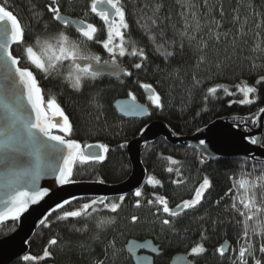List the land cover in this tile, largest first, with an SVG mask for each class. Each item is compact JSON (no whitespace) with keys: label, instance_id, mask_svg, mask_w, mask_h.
Returning <instances> with one entry per match:
<instances>
[{"label":"trees","instance_id":"trees-1","mask_svg":"<svg viewBox=\"0 0 264 264\" xmlns=\"http://www.w3.org/2000/svg\"><path fill=\"white\" fill-rule=\"evenodd\" d=\"M68 1L60 0V9L68 14L77 11L81 13L86 7L82 0L72 4ZM159 2L163 3L159 14L163 22L153 29V34L159 41V33L163 30L164 39H175L170 49L172 56L165 58L161 55L137 23L142 15H152V0H122L129 24L126 36L143 48L146 56L144 60L130 55L117 57L120 66L131 75L124 74L119 79L98 76L95 80L86 81L80 91L71 89L60 77L45 79L43 74L39 76L45 98L54 96L73 125L69 138L77 140L82 147L103 143L109 148L103 161L77 163L73 174L75 182L103 181L104 184H119L125 181L130 174V164L121 145L135 139L149 123L162 122L180 136H191L217 119L231 117L244 118L248 127L253 128L259 110L264 108V83L255 84L259 76L264 75V67H260L264 65V28H255L256 17L250 15L251 9L247 7L252 5L255 12L264 13V0H244L245 6L241 7L240 14L241 20L249 15L248 24L244 28L247 35L237 39L235 48L231 46V36L228 39L222 38L219 44L209 41L206 61L199 65L200 53L190 48L186 41L181 48L180 38L174 35L171 27L172 24L181 26L177 15L179 6L175 0ZM215 2L224 5L222 30L232 29V35H235L239 24L233 25L231 21L232 9L237 7V0ZM145 4L149 7H144ZM0 6L18 15L27 27L28 37L41 33L45 25L49 31L55 29L44 9L45 3L41 0H0ZM33 9L40 13L38 17L33 15ZM169 13L172 19L165 20ZM215 15L220 19L218 12ZM145 22L141 20V23ZM257 31L261 33L260 36L256 35ZM257 43L261 44V48L253 51ZM89 47H92L90 52L100 55L102 60L111 59L107 52L101 53L96 43L89 44ZM218 62L221 64L219 69L215 66ZM135 63H142V67L136 69L133 66ZM253 64L257 67L253 68ZM245 83L257 88V92L250 94L254 101L251 104L238 102L243 99V95L237 91L236 85ZM143 84H150L151 90L160 96V107L154 106L146 96V89L141 87ZM217 85L227 87L233 94H226L222 87L217 88L215 94H209L208 88ZM123 98H131L146 105L149 108L148 119L135 121L120 118L113 105L116 100ZM169 157L177 163L172 164ZM142 163L147 178L153 176L160 181L159 185L152 186L145 182L141 188L143 195L139 198L132 194L122 202L119 199L108 200L120 203L116 213L96 206L100 211L92 213L90 219L68 218L58 221L57 216L62 211L73 210L84 204L81 200L72 202L64 209L50 214L46 226L41 225L29 242L27 255L42 257L46 248L50 255L36 261L21 259L12 264H98L99 261L104 264H132L126 250L127 243L132 240H151L160 247L161 256L154 264H169L176 254L189 255L190 248L197 243H202L206 252L198 257L189 255L192 264H233L238 254L237 238L241 232L236 221L241 218L231 208L235 191L225 195L234 183L230 177L239 179L243 172L252 173L249 178L257 177L264 165L237 160L199 161L196 151L171 147L162 139L145 148ZM169 168H173V171L169 172ZM204 176L209 178L210 187L199 205L182 211L174 218L159 213L161 220L169 218L172 221L171 226L163 225L156 219V208L148 205V199H155L156 195L164 196L169 207L175 208L182 200L192 197L194 188ZM174 180H182L183 183L174 184ZM253 193L258 203H264V183ZM137 199L141 201L140 207L136 206ZM133 215L139 217L138 223L131 222ZM102 217L112 218L114 223L103 229L98 228L96 221ZM16 227V222L12 221L1 225L0 239L14 233ZM202 232L206 237L203 240ZM52 239L57 243L49 244ZM110 242H114L117 249H122L118 257L112 256ZM224 242L230 243V250L226 256H221L216 249ZM259 242L260 238L256 237L255 255L264 264V255L258 251ZM248 259L249 264H254L251 257Z\"/></svg>","mask_w":264,"mask_h":264},{"label":"snow or ice","instance_id":"snow-or-ice-1","mask_svg":"<svg viewBox=\"0 0 264 264\" xmlns=\"http://www.w3.org/2000/svg\"><path fill=\"white\" fill-rule=\"evenodd\" d=\"M175 3L179 6L177 15L181 26L177 27L176 24H172L171 27L174 35L180 38L181 48L186 41L190 48H195L200 53L198 65L206 61L205 53L209 41L219 44L222 38L228 39L231 36V46L235 48L237 39L247 35L244 28L248 24L249 15H245L241 20L240 14L241 7L245 6L244 0H237V7L232 9L231 23L239 24L235 35H232V29L222 30L225 17L222 2L217 4L215 0H175ZM46 7L48 13L51 14V19L58 22L61 27L49 31L48 26L45 25L41 33L35 34L29 39L21 20L12 11L0 6V166L3 167L0 176L4 180L3 187L7 189L5 198L0 199V205H2L0 207V225L9 220L13 223L19 221L22 214L28 211L29 205L38 203L48 195L49 189L42 188L38 184L43 174L54 173L58 185L74 183V166L77 163L103 161L104 154L109 151L108 146L103 143L87 144L82 148L77 140L69 138L73 132V125L69 117L65 115L54 96L49 95L45 98L33 69L43 74L45 79L60 77L71 89L80 91L86 81L95 80L105 70H108L112 75L124 71L117 62V57L130 55L139 57L141 60L146 59L143 48L138 47L135 41L126 36L129 24L126 21V8L122 0H92L90 4L91 11L100 17L106 28V38L102 41L96 38L97 27L84 20L76 22L75 30L78 36L71 37L66 29L74 22L61 14L57 0H50ZM144 7H149V5L145 4ZM247 7L251 9L250 15L256 17L255 28H264V13L255 12L252 5H247ZM162 8L163 3L159 0H152V15H142L137 23L156 46L157 51L167 58L173 55L170 49L175 44V39L171 41L164 39L163 30L159 33L161 37L159 41L153 34V29L163 22L159 15ZM216 12L219 13L220 19H217ZM33 15L38 17L40 13L33 9ZM164 19L171 20V13ZM141 20L146 22L141 23ZM256 35L260 36L261 33L257 31ZM89 42L102 44L111 59L102 60L100 55L90 52ZM13 44L20 48L19 55L14 54L11 50ZM260 48L261 44L257 43L253 51ZM133 66L140 69L142 63H135ZM215 66L219 69L221 64L218 62ZM252 67L256 68L257 65L253 64ZM260 67H264V65ZM124 74L131 75L127 71H124ZM261 83H264V75H260L255 81L257 85ZM141 87L151 90L152 86L143 84ZM220 87L226 94H233L222 85L210 87L207 91L209 94H215L217 88ZM236 89L243 95V99L238 101L240 104L254 102L250 98V94L257 92L255 86H249L246 83L238 84ZM129 95L131 96V93ZM133 99L135 98L133 97ZM149 99L154 106H161V98L154 91ZM259 111L264 113V108ZM56 117L59 119H54ZM54 129L63 135L54 134ZM246 139L248 138L246 137ZM250 142L258 143L255 137L250 138ZM200 143L204 144V141L201 140ZM168 159L172 164L177 163L171 157ZM168 171L172 172L173 168H169ZM251 176L252 173L243 172L239 179L230 177L234 183L225 194L229 195L235 191L236 194L232 195L231 208L241 218L236 221L241 232L237 238L238 254L233 260V264H249V257L254 264H262L261 259L255 255L257 251L254 247L256 237L260 238L258 251L264 255V203H258L254 196L247 194L249 187L255 188L264 183V169L255 180L249 179ZM100 182L103 183V181ZM146 182L152 186L160 184V181L153 176H148ZM173 183L180 184L183 181L174 180ZM209 187V178L204 176L198 186L194 188L192 197L182 200L175 205V208L169 207L168 200L160 195H156L155 199H148L147 203L156 208L154 215L157 220H160L163 225L171 226L172 221L169 218L161 220L159 213L162 212L167 217L174 218L184 210L195 208L201 203L205 191ZM240 190H245L246 194L240 195ZM134 195L139 198L143 193L140 188H137ZM124 199L123 195L119 197L121 202ZM70 204L71 201L65 199L62 203H57L52 212L55 213ZM96 205H103L104 209H108L112 213H116L121 206L117 202H107L106 197H97L88 203L79 205L76 209L62 211L57 216V220L90 219L92 213L100 211ZM140 205L141 201L137 199L136 206L140 207ZM47 221L48 218L45 217L40 221V224L46 226ZM131 222L138 223L139 217L133 215ZM113 223L112 218L102 217L96 221L97 227L101 229ZM205 238L202 232L201 240ZM56 243L55 239L49 241V244L52 245ZM109 247L112 248L113 257L120 255L122 249H117L114 242H110ZM205 252L204 245L197 243L190 248L189 255L198 257ZM216 252L221 256L225 255L222 245L216 249ZM130 254H132L131 250ZM49 255L46 248L42 257L24 255L22 259L36 261ZM137 259L143 264V258L137 257ZM98 264H104V262L99 261Z\"/></svg>","mask_w":264,"mask_h":264},{"label":"water","instance_id":"water-1","mask_svg":"<svg viewBox=\"0 0 264 264\" xmlns=\"http://www.w3.org/2000/svg\"><path fill=\"white\" fill-rule=\"evenodd\" d=\"M63 16L72 20L74 23L70 24V26L76 29V22L79 20ZM121 69L124 70L123 67ZM124 71L112 75L108 70H105L99 76L119 79L124 76ZM145 94L149 97L152 94V90H145ZM113 107L116 114L124 120L146 121L149 116V108L131 98L118 99L114 102ZM55 119L58 120L59 117ZM263 126L264 113L261 112L255 119L253 128L248 127L244 118H222L215 120L191 136L176 135L168 126L162 122L155 121L147 124L135 139L123 145L130 164V174L125 181L119 184L74 182L58 185L56 184L54 173L47 172L43 174L38 184L42 188H48L49 193L38 203L29 205L28 211L22 214L19 221H16L17 227L14 233L0 239V264H12L29 253V242L40 228V221L53 213L52 209L55 208L57 203H62L65 199L70 200L72 203L79 200H92L97 197H106L108 201L119 199L121 195L124 197L130 196L134 194L137 188L141 189L147 179V172L142 163V153L147 146L152 145L154 142L162 139L171 147L194 150L199 155V161L201 159L210 162L237 160L264 165ZM252 137L257 139V144L250 142ZM201 140L204 141V144L200 143ZM2 172L3 167L0 166V173ZM3 183L4 180L0 176V199L5 198V192L7 191L3 187ZM222 246L225 250V255L223 256H226L230 250V243L224 242ZM159 249L160 247L156 246L151 240L142 242L132 240L126 246L132 264H141L137 257L143 258V264H153V259L157 256ZM130 250L132 254H130ZM169 264H191V261L186 254H176L171 258Z\"/></svg>","mask_w":264,"mask_h":264},{"label":"flooded vegetation","instance_id":"flooded-vegetation-1","mask_svg":"<svg viewBox=\"0 0 264 264\" xmlns=\"http://www.w3.org/2000/svg\"><path fill=\"white\" fill-rule=\"evenodd\" d=\"M41 1H43L44 3H45V6H44V9L46 10V12L48 13V11H47V5L50 3V0H41ZM79 1H81V0H69L68 1V3H78ZM83 1V3L86 5V7H85V9L84 10H82V12L81 13H79L78 11L76 12V13H74V14H68V12H64V11H62L61 10V14L62 15H65V16H69V17H71L72 19H77V20H84L86 23H92L93 25H95L96 27H97V29H98V32H97V34H96V38L98 39V40H104L105 38H106V28H105V26H104V23H103V21L100 19V17L99 16H97L95 13H93L92 11H91V9H90V4H91V2H92V0H82ZM57 2H58V4H59V6L61 5L60 4V0H57ZM14 15H16V14H14ZM48 15L50 16V20H51V22L53 23V25H55L53 28H55L54 30H56V29H58V28H60L61 27V25L58 23V22H56V21H53L52 19H51V14L50 13H48ZM17 17H18V15H17ZM19 18V17H18ZM20 19V18H19ZM21 20V19H20ZM21 22L23 23V25L25 26V29H26V32H27V27H26V25L24 24V22L21 20ZM66 31H67V33L71 36V37H73V38H76L77 36H78V33L76 32V30H75V28L74 27H72V26H68V28L66 29ZM34 36V35H33ZM29 39H31L32 38V36L31 37H28ZM94 42H89V44H93ZM97 44V43H96ZM100 48H101V53H106L107 51H105L104 49H103V47H102V44H97ZM91 48L92 47H89V51H91ZM13 52H14V54H16V55H19L20 54V48L17 46V45H15V46H13L12 47V49H11ZM34 70V72H36V75H37V79H39V76L40 75H42L41 73H39V72H37L35 69H33ZM38 82H39V80H38ZM55 119V118H54ZM53 132H54V134H60V135H63L62 133H59L58 132V130H56V129H54L53 130ZM81 202H84V203H88V202H90V200H81ZM97 207H103V206H97ZM127 254H128V252H127ZM128 256H129V254H128ZM159 256H161V249H159V251H158V254H157V256L153 259V264H154V261L157 259V258H159ZM189 256V255H188ZM130 257V256H129ZM190 257V256H189ZM131 259V258H130ZM132 261V260H131ZM190 261H191V258H190ZM192 264V263H191Z\"/></svg>","mask_w":264,"mask_h":264},{"label":"rangeland","instance_id":"rangeland-1","mask_svg":"<svg viewBox=\"0 0 264 264\" xmlns=\"http://www.w3.org/2000/svg\"><path fill=\"white\" fill-rule=\"evenodd\" d=\"M255 178H256V177L249 178V179H251V180H255ZM261 186H262V183L259 184V186L255 187V188H251V187H249V188L247 189V194H248V195H252V196H254L253 191H254L256 188H259V187H261ZM245 194H246V193H245V190H240V195H245Z\"/></svg>","mask_w":264,"mask_h":264}]
</instances>
